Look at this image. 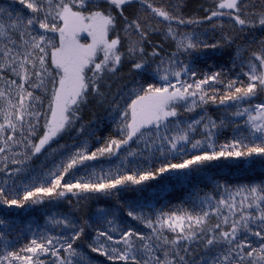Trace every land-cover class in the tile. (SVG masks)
<instances>
[{
  "label": "snow or ice",
  "instance_id": "snow-or-ice-1",
  "mask_svg": "<svg viewBox=\"0 0 264 264\" xmlns=\"http://www.w3.org/2000/svg\"><path fill=\"white\" fill-rule=\"evenodd\" d=\"M0 264H264V0H0Z\"/></svg>",
  "mask_w": 264,
  "mask_h": 264
},
{
  "label": "trees",
  "instance_id": "trees-1",
  "mask_svg": "<svg viewBox=\"0 0 264 264\" xmlns=\"http://www.w3.org/2000/svg\"><path fill=\"white\" fill-rule=\"evenodd\" d=\"M199 3L200 0H189V8L191 10H194ZM213 174H216L217 178H219L220 175H226L228 176L229 179L233 181L240 180L241 178V174L239 172H229V170L227 169L223 170V172L221 173H217L216 169H212L208 173V176L210 177ZM256 175L258 176L259 172H257ZM201 179H203L205 182L207 181V177ZM197 182H199V180ZM241 182L243 181L241 180ZM126 195L129 198H132L135 196V193H128ZM182 196H184V192L182 190H180L179 188L174 189L171 186H169L168 189L158 191V197L161 203H164L166 201H172L173 203H175L178 202V198ZM11 215L17 218L18 223L21 221L27 223L29 221H36L37 219H39L41 223L43 222L41 217V210L39 208H33L27 211L25 210L14 211L11 213ZM96 259L99 261H103V257L97 256Z\"/></svg>",
  "mask_w": 264,
  "mask_h": 264
}]
</instances>
